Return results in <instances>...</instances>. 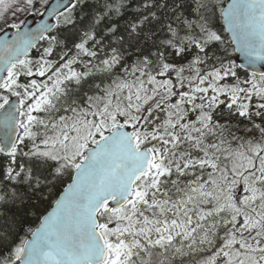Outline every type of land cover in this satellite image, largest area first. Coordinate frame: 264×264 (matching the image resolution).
Segmentation results:
<instances>
[{
	"label": "snow or ice",
	"instance_id": "1",
	"mask_svg": "<svg viewBox=\"0 0 264 264\" xmlns=\"http://www.w3.org/2000/svg\"><path fill=\"white\" fill-rule=\"evenodd\" d=\"M37 3L0 0V264H264V0L51 5L71 47Z\"/></svg>",
	"mask_w": 264,
	"mask_h": 264
},
{
	"label": "trees",
	"instance_id": "2",
	"mask_svg": "<svg viewBox=\"0 0 264 264\" xmlns=\"http://www.w3.org/2000/svg\"><path fill=\"white\" fill-rule=\"evenodd\" d=\"M90 2L92 4H94V3H96V0H90ZM138 2H139V0H136V3H138ZM76 11H77V15L81 14V9L80 8H78ZM91 11H93V9L91 7H85L83 9L84 13H88V12H91ZM134 11H135V6L129 8V10L125 13V18L121 19V21H120L121 24L124 23L125 19H130L132 14L134 13ZM79 27H80L79 21H78V23H77V25L75 27H73L72 25H63V24H61L50 35H56L58 37V39H60V40L67 39L68 46L71 47V43H72L73 40H75L76 42H79L78 38H77ZM47 46H48V41L44 40L43 43L41 44L40 48H39V52L38 53H42L43 49L45 47H47ZM59 51H60V47L58 46L57 47V52H59ZM107 51H108V49H105V52H107ZM129 52H132V50H129ZM38 53H36L34 57H37ZM70 55H71V53H70ZM83 59L86 61L88 58L85 57ZM132 59H134V56L128 58V62L131 63ZM93 63H98V60H94ZM74 67L78 71H84L85 70L82 64L75 65ZM102 78L103 77L100 74H96L93 77L88 78L86 81H84L82 83L81 91H91V86L94 83H99ZM107 82L108 81L105 80V83H107ZM5 162L6 161H4V158L0 157V166H3V164ZM50 199H51V197H49V200ZM47 206H48V202L47 201H42V202H40L38 204V209H39V211H43ZM28 222L32 223V224H35L36 220H35L34 217H28ZM193 259H195V257Z\"/></svg>",
	"mask_w": 264,
	"mask_h": 264
},
{
	"label": "water",
	"instance_id": "3",
	"mask_svg": "<svg viewBox=\"0 0 264 264\" xmlns=\"http://www.w3.org/2000/svg\"><path fill=\"white\" fill-rule=\"evenodd\" d=\"M71 2H73V0H53L52 4L51 5H55L57 3H61L65 6H70ZM51 5L47 8L48 11H45L44 15L42 16V18L40 20H38L37 18L35 17H30L27 21H26V24L24 25V28L25 29H37L41 24H48V25H51L53 26L52 27V31L56 28V20L54 18V16L52 15H49L48 12L51 11ZM61 11H63V8L60 9ZM51 31V32H52ZM15 34V31L14 30H9L7 32H5L4 34H2L0 36V38H3V37H7L9 40L12 39V37L14 36ZM50 34V33H49ZM42 40H39L37 42V45L36 47L40 44ZM35 49V48H34ZM33 50V49H32ZM32 50L30 51V54L32 52ZM239 55V54H237ZM238 62H242V58L240 61ZM257 68H260L261 66L259 64H257L256 66Z\"/></svg>",
	"mask_w": 264,
	"mask_h": 264
},
{
	"label": "rangeland",
	"instance_id": "4",
	"mask_svg": "<svg viewBox=\"0 0 264 264\" xmlns=\"http://www.w3.org/2000/svg\"><path fill=\"white\" fill-rule=\"evenodd\" d=\"M52 0H49L48 5L51 3ZM48 5H46L45 7H47ZM36 10H37V14H32V13H24V14H18L15 18V20L17 22L19 21H26L29 17H41V15L38 14V12L40 11H44V8L40 7V3L38 0L37 6H36ZM7 19L9 22H12L13 18L11 16V13L8 14ZM8 29H11V27H8L6 24H4L3 22H0V35L2 33H4L5 31H7Z\"/></svg>",
	"mask_w": 264,
	"mask_h": 264
}]
</instances>
